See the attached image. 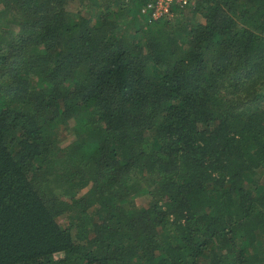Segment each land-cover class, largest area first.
Wrapping results in <instances>:
<instances>
[{
  "label": "trees",
  "instance_id": "trees-1",
  "mask_svg": "<svg viewBox=\"0 0 264 264\" xmlns=\"http://www.w3.org/2000/svg\"><path fill=\"white\" fill-rule=\"evenodd\" d=\"M73 1L0 0V264H264V0Z\"/></svg>",
  "mask_w": 264,
  "mask_h": 264
},
{
  "label": "rangeland",
  "instance_id": "rangeland-1",
  "mask_svg": "<svg viewBox=\"0 0 264 264\" xmlns=\"http://www.w3.org/2000/svg\"><path fill=\"white\" fill-rule=\"evenodd\" d=\"M81 2L78 0H75L72 3L68 4V6L66 8V13L68 14V16H73L76 11L81 9V7L83 6V4H81ZM87 9L90 11V13H93V10H94L93 7L87 5ZM51 134L52 135L54 134V135H56V137H58L59 140L58 139L57 140L59 141L60 145L65 144L74 138V136H73V134H71L70 128L67 124L59 125L54 130L52 129ZM83 138L95 142L98 139V134L96 133V131L92 130L91 135L90 134L85 135V136H83ZM142 199H143V194H139L136 197H134L133 203L138 205V204L143 202ZM59 258H61V255H55L54 256V259H56V260H58Z\"/></svg>",
  "mask_w": 264,
  "mask_h": 264
},
{
  "label": "built area",
  "instance_id": "built-area-1",
  "mask_svg": "<svg viewBox=\"0 0 264 264\" xmlns=\"http://www.w3.org/2000/svg\"><path fill=\"white\" fill-rule=\"evenodd\" d=\"M193 1L194 0H150L139 8V13L146 17L148 21H154L161 17L171 16L174 6L184 8Z\"/></svg>",
  "mask_w": 264,
  "mask_h": 264
}]
</instances>
